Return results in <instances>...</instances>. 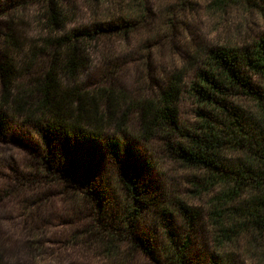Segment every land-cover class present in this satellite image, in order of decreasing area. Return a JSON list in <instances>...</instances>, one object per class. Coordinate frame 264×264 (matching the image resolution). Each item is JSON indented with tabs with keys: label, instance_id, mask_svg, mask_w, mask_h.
<instances>
[{
	"label": "rangeland",
	"instance_id": "1",
	"mask_svg": "<svg viewBox=\"0 0 264 264\" xmlns=\"http://www.w3.org/2000/svg\"><path fill=\"white\" fill-rule=\"evenodd\" d=\"M62 1L70 19L55 33L93 30L96 24H119L118 18H125L132 26L128 30L123 26L127 22H122V29L109 31L92 44L87 67L75 86L88 97L110 90L113 101L127 112L125 133H108L111 137L119 135L122 142L129 144L133 159L125 155L124 162L136 168L139 180L153 192L146 200L154 203L146 210L137 233L147 235L157 229L161 246L165 235L163 222L167 219L172 231L187 242L191 258L198 264H208L211 258H223L226 264H264V240L257 239L254 231L242 224V217L234 209L248 193L225 205V212L235 218L230 220L229 236L224 235L212 217V201L223 190V184H209L206 171L183 165L175 158L169 144L180 142L174 137L179 134L177 131L169 137L159 134L150 138L141 134L139 110L143 101L156 98L160 91L176 83L181 89L176 106L178 126L185 129L196 125L199 107L191 86L199 71L205 69L208 53L219 48L235 51L253 48L264 37V0ZM5 2L0 0V5ZM20 11L27 12L32 20L28 38L37 42L45 32L44 23L33 20L41 18V6L29 3ZM39 55L36 66L46 68L51 56L45 52ZM249 75L253 86L264 91L263 79ZM233 99L246 112L257 114L259 105L255 98L239 94ZM257 118L256 115L252 120ZM18 136L20 139L12 133H7L6 138L0 135L2 264H112L97 241L82 235L73 237L77 228L93 223L96 209L85 212L79 206L76 208L70 200L72 191L64 192L58 178L28 167L38 160L32 149L36 137L22 133ZM234 151L229 152L230 157L241 155ZM71 155L96 177L90 180L93 184L90 187L81 184L82 192L94 189L99 196L98 193L108 195L120 188V167L107 152L97 153L86 144H79ZM125 163L121 164L124 170ZM19 172L38 176L47 199L38 202L36 186L23 190ZM74 178L79 183L77 174ZM18 187L23 192L14 191ZM182 205L189 211L187 216L180 209ZM122 246L124 253L130 248L128 244ZM132 250L130 254L143 256V251Z\"/></svg>",
	"mask_w": 264,
	"mask_h": 264
},
{
	"label": "trees",
	"instance_id": "2",
	"mask_svg": "<svg viewBox=\"0 0 264 264\" xmlns=\"http://www.w3.org/2000/svg\"><path fill=\"white\" fill-rule=\"evenodd\" d=\"M35 2L43 14L33 20L44 23L45 32L37 42H30L28 30L32 20L20 9ZM61 2L6 0L0 5V135L6 138L7 133H12L19 138L18 133H22L36 137L32 149L38 160L28 167L58 178L64 192L72 191L70 200L76 208L79 206L85 212L96 209L93 223L77 228L73 237L82 235L97 241L112 264H198L191 258L187 242L172 231L167 219L163 222L165 235L161 246L157 229L147 235L137 233L146 210L154 203L146 200L153 192L139 180L136 168L124 162L125 155L133 159L129 144L122 142L119 135L111 137L108 133H125L127 112L113 101L112 91L105 89L88 97L75 86L81 71L87 67L92 44L109 31L123 26L132 29L130 21L118 18L119 24H96L93 30L55 33L70 19ZM122 22L127 23L122 26ZM43 52L51 56L46 68L36 66ZM249 74L258 75L264 82V37L251 49L219 48L208 53L205 69L199 71L191 86L199 107L200 119L196 125L185 129L178 126L176 106L181 89L174 83L156 98L140 104V133L151 138L159 134L169 137L177 131L179 134L174 137L180 142L169 144L175 158L183 165L206 171L209 184H223V190L213 198L212 217L224 235L229 236V223L235 218L225 212V205L248 193L234 209L242 217V224L263 241L264 91L253 86ZM239 94L258 101L255 121L252 118L256 115L243 110L233 99ZM79 144H86L97 153L105 151L116 161L122 183L118 190L111 191L109 196L106 193L97 196L94 189L82 192L81 184L90 187L93 185L90 180L96 177L91 169L72 157ZM231 150L241 155L230 157ZM142 163L147 166L146 160ZM74 174L78 175L79 183ZM19 177L23 190L38 187L39 203L47 199L38 176L19 172ZM19 190V187L14 189L23 192ZM180 209L185 216L189 214L184 205ZM125 244L130 247L126 253L121 250ZM132 249L143 251V256L130 254ZM223 260L211 258L208 264H226Z\"/></svg>",
	"mask_w": 264,
	"mask_h": 264
}]
</instances>
